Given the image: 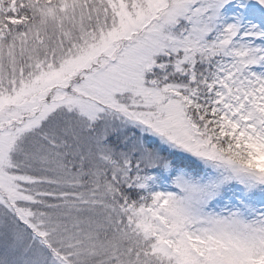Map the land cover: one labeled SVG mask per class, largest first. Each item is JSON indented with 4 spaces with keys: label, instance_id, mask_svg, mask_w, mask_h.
<instances>
[{
    "label": "snow or ice",
    "instance_id": "1",
    "mask_svg": "<svg viewBox=\"0 0 264 264\" xmlns=\"http://www.w3.org/2000/svg\"><path fill=\"white\" fill-rule=\"evenodd\" d=\"M0 264H264V0H0Z\"/></svg>",
    "mask_w": 264,
    "mask_h": 264
}]
</instances>
